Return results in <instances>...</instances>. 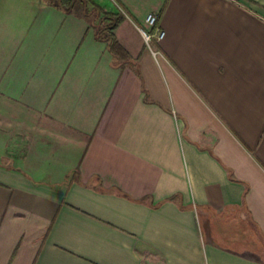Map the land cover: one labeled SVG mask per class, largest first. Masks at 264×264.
Here are the masks:
<instances>
[{
  "label": "crops",
  "instance_id": "0c3cea01",
  "mask_svg": "<svg viewBox=\"0 0 264 264\" xmlns=\"http://www.w3.org/2000/svg\"><path fill=\"white\" fill-rule=\"evenodd\" d=\"M93 5L0 0V264H264V0Z\"/></svg>",
  "mask_w": 264,
  "mask_h": 264
},
{
  "label": "trees",
  "instance_id": "16d2710c",
  "mask_svg": "<svg viewBox=\"0 0 264 264\" xmlns=\"http://www.w3.org/2000/svg\"><path fill=\"white\" fill-rule=\"evenodd\" d=\"M78 3L83 4L81 8L83 13H81V15L84 16V13H88L87 0H48L49 6L67 13H75V11H79L80 8L76 5ZM109 19H112L110 24ZM119 20L120 18H114L113 15L103 12L99 6L93 5L92 25L97 29L98 39L109 43L111 50L119 48V43L115 36L111 34L119 25Z\"/></svg>",
  "mask_w": 264,
  "mask_h": 264
},
{
  "label": "built area",
  "instance_id": "2783aa9c",
  "mask_svg": "<svg viewBox=\"0 0 264 264\" xmlns=\"http://www.w3.org/2000/svg\"><path fill=\"white\" fill-rule=\"evenodd\" d=\"M158 23H159V16L158 14L155 13H150L147 18H146V24L151 28L150 32L141 30V34L144 38V41L146 42V44L148 45V47L150 48L153 56L155 58H157L158 56L161 55L160 52L158 51H154L151 47V44L155 41V42H160L164 39L165 37V32L161 31L158 27Z\"/></svg>",
  "mask_w": 264,
  "mask_h": 264
},
{
  "label": "rangeland",
  "instance_id": "374dc122",
  "mask_svg": "<svg viewBox=\"0 0 264 264\" xmlns=\"http://www.w3.org/2000/svg\"><path fill=\"white\" fill-rule=\"evenodd\" d=\"M88 1V13H84L85 15L82 16L81 13H83L81 10L83 4L82 3H78L76 4L77 7L80 8L79 11H75V15L80 16L84 19V21L88 24L89 27H86V35H88L87 37L92 36V0H87ZM89 33V34H88Z\"/></svg>",
  "mask_w": 264,
  "mask_h": 264
}]
</instances>
